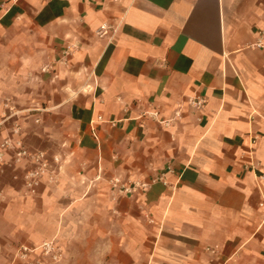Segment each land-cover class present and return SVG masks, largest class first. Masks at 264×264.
I'll list each match as a JSON object with an SVG mask.
<instances>
[{
    "label": "crops",
    "instance_id": "obj_1",
    "mask_svg": "<svg viewBox=\"0 0 264 264\" xmlns=\"http://www.w3.org/2000/svg\"><path fill=\"white\" fill-rule=\"evenodd\" d=\"M262 27L264 0H0V95L51 73L20 137L50 143L49 112L73 133L35 195L4 155L0 240L52 239L70 264H264Z\"/></svg>",
    "mask_w": 264,
    "mask_h": 264
},
{
    "label": "rangeland",
    "instance_id": "obj_2",
    "mask_svg": "<svg viewBox=\"0 0 264 264\" xmlns=\"http://www.w3.org/2000/svg\"><path fill=\"white\" fill-rule=\"evenodd\" d=\"M43 60L45 62L46 56L43 57ZM45 64L43 66V70L41 68L40 71V77H36L32 79L31 83L32 85H27V91L28 93L26 94V91L22 87V92L20 93L19 89L16 88L14 91L11 92L10 95H0V106L2 107V113L0 114V119L2 117L3 111L5 110L6 112H9V107H12L13 111H15V114L7 120L4 124H7L8 131L11 127V123L13 121H16L17 124L20 126L21 124L18 123L22 121L23 123L25 122V126L27 129L31 132V134H34L35 131V125L32 117H29V112L30 114L36 113L37 111L29 110L26 111L28 108H46L51 105V98H50V86H51V76H50V71H47L45 69ZM35 77V76H33ZM32 77V78H33ZM17 84L19 85V82L17 81ZM41 87V89H40ZM7 104V107L6 105ZM41 112V111H38ZM38 118V117H37ZM66 116L65 114H57V113H48V116L46 115L44 118H42L43 122L46 123L48 126L47 129L43 130L44 134L51 137V142L50 143H45L44 145H31V144H25V146L30 149V150H35L38 148V150H42L47 152V154L52 155V154H57L60 157L61 165L65 161L64 168L68 166L71 161L70 159H67L69 154L67 153V150L72 147V144L65 143V145H62L63 142H67V140H70V138L73 137L72 129L65 128V126L62 125L63 119H65ZM59 120V121H57ZM60 123L59 127H56L54 124ZM20 135H21V126H20ZM32 146V147H30ZM38 147V148H34ZM43 149H47L43 150ZM57 151V152H56ZM55 152V153H54ZM68 160V161H67ZM11 159L7 161L8 166L10 168H13L12 166H19L23 164L26 168L25 163H20V164H11ZM84 168V163L79 162L74 164V169L77 171H82ZM113 178L108 179V183L111 186L112 191H118V194L120 193L121 190L124 191V187L122 188L120 184H123L121 181L123 179H119V182L117 185L113 184L112 181ZM127 185L130 186L131 183L128 179H125ZM127 186V187H128ZM12 230H7L5 233V237L0 240V264H28V262H33V264H70L64 262L65 257L62 255L60 260L56 263H53L50 261L49 258L43 257L41 254L38 252L35 254V256H31V253H29L26 257L22 256V247L27 246V247H35V243L25 240H20L18 239V233L17 231H14V228H11ZM41 243V242H40ZM39 243V244H40ZM38 244V245H39ZM37 246V245H36ZM34 253V252H33ZM62 254V250H61ZM74 261V260H73ZM71 264H83L82 258H77L74 263ZM91 264H101L100 260L98 258H95L94 261Z\"/></svg>",
    "mask_w": 264,
    "mask_h": 264
},
{
    "label": "built area",
    "instance_id": "obj_3",
    "mask_svg": "<svg viewBox=\"0 0 264 264\" xmlns=\"http://www.w3.org/2000/svg\"><path fill=\"white\" fill-rule=\"evenodd\" d=\"M102 25L100 29L104 28ZM254 46L258 48L264 47V27L260 28L258 39L254 42ZM68 51V50H67ZM67 51H64L66 54ZM194 103L199 106L202 100L195 99ZM7 107V104H5ZM9 107V112L3 111L0 119V125H3L9 120L15 111ZM4 155H7L11 159V164L25 163L26 169L22 175L25 190L30 195H35L40 187L43 177H47L49 181H56V170L61 167L60 157L57 154L49 155L47 152L42 150H30L28 149L22 138L20 137V126L16 121L11 123V127L7 135L0 141V171L4 164ZM113 184L117 185L119 178L112 179ZM131 186H136V182H131ZM127 191L128 187L124 184H120ZM264 205V202L261 203ZM22 256L26 257L29 253H39L43 257H47L51 262L56 263L60 260L62 254L60 247L54 242V240H43L39 245L35 247H22ZM33 264V262H28Z\"/></svg>",
    "mask_w": 264,
    "mask_h": 264
}]
</instances>
